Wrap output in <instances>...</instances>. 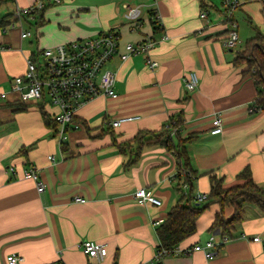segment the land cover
<instances>
[{
    "label": "crops",
    "instance_id": "obj_1",
    "mask_svg": "<svg viewBox=\"0 0 264 264\" xmlns=\"http://www.w3.org/2000/svg\"><path fill=\"white\" fill-rule=\"evenodd\" d=\"M39 1L45 0H0V94L7 95L0 98V264H8L13 253L22 257L20 264H97L79 248L84 240L106 245L101 264H151L160 248L157 222L165 221L181 198L178 159L155 139L146 140L138 155L134 138L162 130L177 115L184 120L181 140L195 136L186 150L198 177L182 185L184 195H209L212 176L233 186L246 168L264 187V110L251 111L255 81L245 65L235 63L241 50L226 45L233 23L239 30L236 19L264 22L263 0H235L231 17L224 13L223 0H62L45 10L44 21L46 15L60 18L64 9H77L94 23L74 32L55 27L54 34L43 22L35 28L38 15H17ZM129 7L139 11L137 19L128 18ZM203 11L207 18H201ZM153 12L159 22L152 20ZM107 30L119 34L121 51L127 43L155 39L150 55L160 66L150 70L143 55L126 61L115 56L107 67L117 76L116 97H99L80 109L79 126L62 144L41 106L14 105L13 79L24 74L27 58L42 48ZM23 32L31 35L22 37ZM190 72L200 77L193 92L184 81ZM45 111L51 117L57 112ZM122 116L136 119L113 128L110 122ZM217 116L223 133L213 135ZM125 142L129 146L122 148ZM31 168L44 189L25 177ZM140 188L152 189L162 205L139 204L134 193ZM243 206L244 217L230 241L206 248L221 211L213 203L199 217L196 233L177 246L180 252L156 264H264V211L250 202ZM233 215L234 207L226 206L225 218Z\"/></svg>",
    "mask_w": 264,
    "mask_h": 264
},
{
    "label": "built area",
    "instance_id": "obj_2",
    "mask_svg": "<svg viewBox=\"0 0 264 264\" xmlns=\"http://www.w3.org/2000/svg\"><path fill=\"white\" fill-rule=\"evenodd\" d=\"M62 0H45L35 3L25 9L17 11L18 17H31L43 11L48 5H57ZM264 1V0H263ZM235 0H223L224 13L231 17L235 8ZM128 18L137 19L139 11L128 8ZM201 18H207V12H201ZM152 20L159 22L160 16L157 12L152 13ZM236 24H232L229 30L226 45L235 49L239 40L238 33L234 29ZM30 32H23L22 37L30 36ZM120 37L115 30L101 31L94 37L75 40L56 47L41 49L27 58V68L24 74L13 79V91L18 94L16 100L23 104H37L39 106L56 107L57 112L52 114L53 120L58 124L57 138L63 143L67 139L69 130L77 128L79 123L76 116L79 110L91 101L99 97H116V73L107 67V64L118 56L122 61L128 60L135 55H143L146 59L147 67L150 70H157L159 62L151 57V51L156 47L157 41L147 38L138 43H127L124 51L120 49ZM4 48L0 47V51ZM185 85L190 92L196 91L200 85V77L197 72H190L184 79ZM6 93L0 94V98L5 99ZM251 108V111H258ZM261 111V110H260ZM136 119L134 116H122L110 122L113 128L121 127L124 123ZM213 135L223 133L222 119L217 116L214 121ZM50 160H55V156H50ZM27 179L35 180L42 190L43 182L39 179L36 168H31L25 172ZM207 194H202L196 198L199 202L207 200ZM135 200L139 204L150 203L156 206L162 205V200L152 189L140 188L134 193ZM78 201L85 202V199L77 198ZM160 220L157 224L161 225ZM220 235V232H219ZM218 234H213L206 244V248H216L230 241L229 236L221 237L217 241ZM255 237L254 241H259ZM79 248L84 254L97 264L105 261L108 255L106 245L91 240H84L79 244ZM195 249L200 250V246ZM174 252H180L177 247L173 251L159 249L155 260L151 264L161 262L166 256ZM207 255L211 256L210 254ZM22 257L16 253L7 257L8 264H20Z\"/></svg>",
    "mask_w": 264,
    "mask_h": 264
},
{
    "label": "trees",
    "instance_id": "obj_3",
    "mask_svg": "<svg viewBox=\"0 0 264 264\" xmlns=\"http://www.w3.org/2000/svg\"><path fill=\"white\" fill-rule=\"evenodd\" d=\"M51 5H48L43 11L37 14L41 22L44 21L43 13ZM235 63L246 66L245 73L252 77L257 88L255 108L259 109L258 111L264 110V33L257 32L256 35L245 42L244 48L238 52L235 58ZM13 103L16 106H20V109H23L24 105H26L20 103L18 100H15ZM41 111L46 124L53 126L55 136H57V122L45 111L44 106H41ZM183 123L184 120L181 115H177L171 118L169 126L164 127L162 130L139 132L134 138L137 143L136 153L138 155L143 149L142 144L146 140L150 142L155 139L157 143L167 146L170 150H174V154L178 159L179 172L177 177L179 183L177 190L181 193V198L178 204L170 211L167 219L157 229L160 239L159 249L162 248L169 251H173L183 240L196 233L199 217L213 203L219 204L221 211L216 215L211 230L213 232L219 230L221 237H234L236 225L244 217V203H254L264 211V187L253 180L249 168H246L238 175L239 182L233 186H225L220 178L212 176L211 191L209 195L207 194L205 203H200L192 194L184 195L182 185H192L193 180L198 177V174L190 168L186 150V142H190L192 139L194 140L195 136H191L182 141L180 134H178L179 128L182 127ZM172 132L177 135L174 139H172ZM120 146L122 148L123 146L128 147L129 144L125 142L120 144ZM25 153L26 151H24ZM229 205L234 207V215L231 219H226L224 209Z\"/></svg>",
    "mask_w": 264,
    "mask_h": 264
},
{
    "label": "rangeland",
    "instance_id": "obj_4",
    "mask_svg": "<svg viewBox=\"0 0 264 264\" xmlns=\"http://www.w3.org/2000/svg\"><path fill=\"white\" fill-rule=\"evenodd\" d=\"M58 6H60V5H57L54 8H56ZM81 13L82 12H80L77 9H74L72 11H70V10L67 11L66 9H64L61 13H59L60 14L59 17L61 16L60 18L57 17L58 15L56 13H54V15H51V16L46 15L45 21H43L42 25L46 24V25H44V28L48 27V32L50 34H54L55 33L54 28L55 27L57 30L62 31V29H63L64 32H69V31L74 32L75 29H77V28L87 27V26H90L91 24L94 23V22H92L93 19H91V18L85 19V17H82ZM236 20L238 21V24H239V30H238L237 24H236V27L234 28L237 33L239 31V40H238L237 46L235 48L237 50H242L244 48L245 42L249 38L256 35L257 32L264 33V22L262 24H259L258 22H251L252 24H250V22L243 17H242V19L238 18ZM76 22H77V27L75 28ZM34 25H35V28H37V29H40V27H42L41 21L39 19H37V21L34 22ZM69 42H72V41H69ZM65 43H68V42H63V44H65ZM47 48H51V47H45L42 49H47ZM47 108L50 111H54V112L57 111L56 107L48 106Z\"/></svg>",
    "mask_w": 264,
    "mask_h": 264
},
{
    "label": "water",
    "instance_id": "obj_5",
    "mask_svg": "<svg viewBox=\"0 0 264 264\" xmlns=\"http://www.w3.org/2000/svg\"><path fill=\"white\" fill-rule=\"evenodd\" d=\"M215 234H219V230H217V232H215Z\"/></svg>",
    "mask_w": 264,
    "mask_h": 264
}]
</instances>
